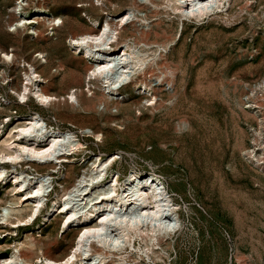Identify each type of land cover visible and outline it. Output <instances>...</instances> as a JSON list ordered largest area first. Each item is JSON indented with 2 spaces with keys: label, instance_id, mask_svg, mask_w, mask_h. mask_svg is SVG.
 Listing matches in <instances>:
<instances>
[{
  "label": "rangeland",
  "instance_id": "374dc122",
  "mask_svg": "<svg viewBox=\"0 0 264 264\" xmlns=\"http://www.w3.org/2000/svg\"><path fill=\"white\" fill-rule=\"evenodd\" d=\"M16 1L0 0V44L10 53L15 51L22 61L39 59L46 76L58 72L50 92L61 99L51 108L39 105L33 97L22 102L10 86L12 78L19 87L25 83L24 70L30 68L29 62H22L16 70L0 60L2 70L8 67L11 74L7 81H0L2 101L11 107L2 109L0 121L7 119L6 112L21 115L37 111L55 128L73 131L66 137L83 145L77 156H69L58 166L59 178L52 166L37 165L43 173L41 178L50 186L47 201L75 181L85 156L91 163L97 154H116V161H108L104 178L116 171L122 178L132 170L156 174L174 203L169 221L178 225L176 232L161 235L165 239L159 246L155 238L150 243L149 238L136 236L131 246L123 239L132 255L127 264H264V174L242 155L248 143L247 122L252 120L242 103L243 82L264 76V0H237L229 13L218 12L202 19L181 18L163 5V13L145 20L150 23L161 19L159 31H166L172 40L162 47H134L133 52L158 50L154 58L160 59L159 50H163L166 62L176 72V81L163 83L159 100L153 104L148 101L151 92L140 87L130 85L118 93L111 88L124 84L115 78L122 64L110 72L114 83L108 84L102 77L90 82L86 62L80 58L83 54L75 49L69 32L79 20L90 26V16L102 20L108 13L123 12L131 7L130 0L103 5L94 0L95 6L89 4L91 0H50L54 14H66L70 19L59 35H52L51 26L45 27L52 36L49 41L36 40L26 29L18 34L9 31L6 20ZM139 14L143 17L145 12ZM119 31L122 40H133L131 29ZM36 50L45 51L50 63L37 57ZM255 50L258 54L253 57ZM60 61L65 63V69L57 71ZM78 74H82L81 82L76 79ZM70 89L82 91L86 109L64 99ZM117 99L121 101L118 106L114 103ZM2 134L0 129V138ZM84 184L82 180L78 186ZM96 185L86 191L88 194L75 196L73 202L81 212L90 208L101 191L112 186L109 182ZM13 199L16 194L11 187L0 188V205H6L3 214L11 211L8 202ZM23 213H27L25 209ZM144 219V223L149 221ZM60 223L58 219L47 225L20 228L0 225V246L19 245L35 237L41 242L57 239L56 254L63 257L77 233H64Z\"/></svg>",
  "mask_w": 264,
  "mask_h": 264
},
{
  "label": "bare ground",
  "instance_id": "6f19581e",
  "mask_svg": "<svg viewBox=\"0 0 264 264\" xmlns=\"http://www.w3.org/2000/svg\"><path fill=\"white\" fill-rule=\"evenodd\" d=\"M97 1L102 5L108 2L115 4L120 2V0ZM148 1L149 3L130 0L131 7L123 12L108 13V16L102 20L90 16V26L79 20L69 32L75 49L83 54L80 58L86 62L85 69L90 72V82L92 78L102 77L108 84L114 83L111 82L110 72L115 70L116 65L122 64L115 78L116 81L124 84H120L119 88L117 85L111 88L118 93L130 85L135 88L140 87L144 91L151 92L148 101L153 104L159 100L158 96L163 90L162 84L176 81V72L166 62L167 55L162 53L163 50H159L160 59L154 58V52L158 50L140 54L137 53L138 51L133 52L134 47L150 46L149 49L155 45L162 47L172 40L170 35V37L166 36V31H159L161 19L150 23H146L145 20L163 13L161 9L163 5L171 7L181 18L202 19L218 12L229 13L237 0ZM79 2H90V0H79ZM89 4L95 6L94 0ZM76 9L81 8L76 6ZM139 11L145 12V15L141 17ZM54 13L50 0H17L9 10L6 25L11 27L9 31L16 34L26 29L36 40L49 41L52 36L46 33L45 27L51 26L52 35H59L60 30L70 19L69 15ZM120 28L131 29L133 40H130L132 38L129 39L130 41L122 40L123 34H120ZM35 52H38L37 57L50 63V57L45 51ZM0 60L4 64L10 63L6 66L16 70H19L22 62H29L30 68L24 70L25 83L19 87L15 78H12L10 86L22 102H28L33 97L39 105L51 108L61 99L58 94L50 92V87L55 82L57 71L65 69L63 61L56 65V75L52 73L51 76H46L39 59L24 58L22 61L18 59L15 51L10 53L1 44ZM9 78L11 74L8 73V67L3 70L0 67V81L5 82ZM46 79H48L47 84H43ZM76 79L81 82L82 74H78ZM154 82L157 84H153ZM82 94V91L79 93L77 89H72L67 92L68 96H64V99L68 98L78 108L86 109ZM3 96L0 90V113L3 112L2 109L11 108L2 101ZM114 103L118 106L121 101L117 99ZM4 116L7 119L2 118L3 120L0 121V129L3 133L0 138V188L11 187L16 199L8 202L11 210L9 213L3 214L6 205H0V225L20 228L38 223L47 225L53 220L60 219V229L64 233L74 231L77 236L70 251L63 257L56 254L57 239L41 242L35 237L19 245H2L0 264H127L132 255L128 253L129 249L125 248L123 239L131 242V246L136 236H141L142 239L149 238L150 243L155 238L159 246L165 239L161 235L165 236L178 230V225L169 221L172 218L174 203L164 182L156 174L132 170L127 178H122L116 171L104 178L107 163L116 161L118 158L116 154H97L91 163L85 156L82 161L83 169L75 181L70 186L64 187L62 193L55 199L51 197V201L48 202L50 186L48 187L45 179L41 178L43 173L41 174L36 168L37 165L52 166L59 178L61 172L58 166L61 167L69 156H77L83 147L82 143H75L72 137L68 139L66 135H71L73 131L55 128L45 122L41 113L37 111L21 115L6 112ZM96 136L99 138L101 134L98 133ZM55 178V176L52 178L53 182ZM82 180L84 186H78ZM107 182L112 186L101 191L90 208L81 212V208L73 202L75 196L88 194L86 191H89L95 183L96 187H101ZM20 206L24 207L20 209L18 208ZM24 209L27 212L25 214ZM124 211L132 215H125ZM144 218L149 221L144 223ZM110 231L112 233L115 231V236Z\"/></svg>",
  "mask_w": 264,
  "mask_h": 264
},
{
  "label": "built area",
  "instance_id": "2783aa9c",
  "mask_svg": "<svg viewBox=\"0 0 264 264\" xmlns=\"http://www.w3.org/2000/svg\"><path fill=\"white\" fill-rule=\"evenodd\" d=\"M258 54L255 50L253 57ZM242 103L252 120L247 122L248 143L244 159L259 173L264 174V76L243 82Z\"/></svg>",
  "mask_w": 264,
  "mask_h": 264
}]
</instances>
